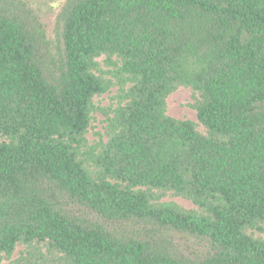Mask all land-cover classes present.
<instances>
[{"label": "trees", "instance_id": "16d2710c", "mask_svg": "<svg viewBox=\"0 0 264 264\" xmlns=\"http://www.w3.org/2000/svg\"><path fill=\"white\" fill-rule=\"evenodd\" d=\"M56 15L0 0V264H264V0Z\"/></svg>", "mask_w": 264, "mask_h": 264}, {"label": "rangeland", "instance_id": "374dc122", "mask_svg": "<svg viewBox=\"0 0 264 264\" xmlns=\"http://www.w3.org/2000/svg\"><path fill=\"white\" fill-rule=\"evenodd\" d=\"M30 1L34 7H37L46 19L49 26V33H53V25L55 23L57 12L63 5L64 0H27ZM48 33V28H47ZM48 33V34H49ZM116 94V90H113L110 94L104 95L97 100V103L103 107L111 104V98ZM193 91L190 88H180L175 93L171 94L167 100L168 114L177 120H189L198 124L200 132L205 133L203 126L199 124L197 112L190 105L194 103ZM105 118L99 113L96 114L95 119L92 122L91 128L88 133L90 142H94L99 139V134L104 133ZM164 202H173L178 204L182 208L192 210L196 209V206L181 197L169 196L164 199ZM259 237L264 238V233L259 234ZM24 248L19 247L14 254V260L18 258L19 252Z\"/></svg>", "mask_w": 264, "mask_h": 264}]
</instances>
